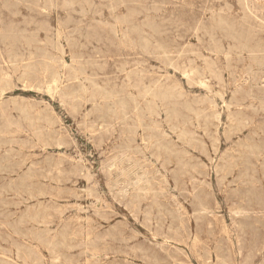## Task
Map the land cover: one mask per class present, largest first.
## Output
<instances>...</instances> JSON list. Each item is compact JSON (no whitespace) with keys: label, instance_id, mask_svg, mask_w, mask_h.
Masks as SVG:
<instances>
[{"label":"rangeland","instance_id":"rangeland-1","mask_svg":"<svg viewBox=\"0 0 264 264\" xmlns=\"http://www.w3.org/2000/svg\"><path fill=\"white\" fill-rule=\"evenodd\" d=\"M263 98L264 0H0V264H264Z\"/></svg>","mask_w":264,"mask_h":264},{"label":"bare ground","instance_id":"bare-ground-1","mask_svg":"<svg viewBox=\"0 0 264 264\" xmlns=\"http://www.w3.org/2000/svg\"><path fill=\"white\" fill-rule=\"evenodd\" d=\"M260 72V71H259ZM246 78H248V77H246ZM55 81V80H54ZM252 81V80H251ZM256 87V86H255ZM212 95V94H211ZM215 97V96H214ZM217 98V97H216ZM264 99V98H263ZM226 104V103H225ZM212 106V105H211ZM210 106V107H211ZM214 108V107H213ZM221 111V110H220ZM221 113V112H220ZM193 116V115H192ZM252 125V124H251ZM252 127H254V126H252ZM251 129V128H250ZM240 135V134H239ZM241 136V135H240ZM243 137V136H242ZM217 144H219V143H217ZM231 144V143H230ZM247 144H248V142H247ZM229 146V145H228ZM192 150V149H191ZM232 150V149H231ZM220 151H221V149H220ZM233 152V151H232ZM212 154V153H211ZM218 154V153H217ZM214 155V154H213ZM219 156H220V154H219ZM222 156V155H221ZM263 158V157H262ZM261 161V160H260ZM257 163V162H256ZM140 182H141V180H140ZM139 183V182H138ZM135 184H137V183H135ZM141 184V183H140ZM153 235V234H152ZM163 243V242H162ZM38 248H40V247H38ZM40 250V249H39ZM42 251V250H41Z\"/></svg>","mask_w":264,"mask_h":264}]
</instances>
